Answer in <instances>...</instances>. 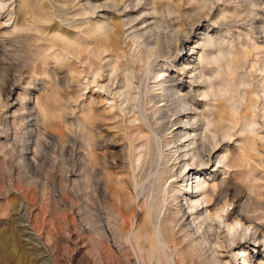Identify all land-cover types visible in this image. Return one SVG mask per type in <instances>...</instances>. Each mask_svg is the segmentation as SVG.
<instances>
[{
  "label": "rangeland",
  "instance_id": "rangeland-1",
  "mask_svg": "<svg viewBox=\"0 0 264 264\" xmlns=\"http://www.w3.org/2000/svg\"><path fill=\"white\" fill-rule=\"evenodd\" d=\"M18 1L13 0L10 8L14 12L13 20H18V26L14 29L13 24L8 22L10 17L6 14L2 22H7L5 25L9 32L5 30L6 28H0V41L7 40L9 46L6 49L13 53L10 56L12 61L3 60L0 51V60H3L0 61L2 66H0L2 68L0 69V264H135L136 258L133 254L127 249L118 251L117 244L103 239L99 225H96L97 211L103 207L102 198L98 195V190L96 189L100 177L99 170L102 168L99 165L102 157H99V155L105 152L110 161L120 164L118 165L120 166L119 169L113 172L120 173L119 176L123 180L128 177V170L123 165L126 160V154L122 152V146L133 139L135 130L131 124L133 114H129L128 111L123 109H126L129 104H149L148 109L153 112L154 104H157V106L165 104V102H160L159 104L155 99L152 101V98L160 93L162 94L160 83L166 78H170L173 81L165 86L168 87L175 84L178 97H187L185 100H189L187 102L192 105L196 113L201 114L205 111V117H211L216 120H218L217 116L219 117L221 109L224 110V113L221 112L220 115L223 114V117H230L233 108L241 106V109L244 110L247 103H250V99H257L255 101L256 106L254 105L251 110L253 109L254 111L257 108V120L260 123L263 121L261 127H258L260 133H258V136L264 137V115H261L264 114V0H142L143 2L141 0H126V3L123 0H90L99 6L111 5L114 2L120 5V11L117 12H114L111 8H99L97 10L99 15L91 16L94 21H82V15H77L78 12L75 11L79 9V6L75 7V9H69L76 4L67 3L64 5L56 0L55 6L58 11L54 15L51 8L53 5L49 0H35V2L34 0ZM85 2L83 1L81 4ZM139 3L140 5H138ZM127 4L130 5L126 10L127 12L135 10L131 16L134 21L132 25L135 24L134 26L143 32L148 30V37L155 33L163 32L166 27L163 21L165 17L170 22L171 19L177 18V20L175 19L176 21L174 20L175 22L172 21L175 30L179 31L182 29L187 33L189 29L193 28L194 30L191 34L193 38L190 44L195 50L185 49L176 54V58L158 59L152 63L150 67L152 70L159 69L158 65L164 66V74L162 76L164 78L162 79L161 77L157 81L153 79L152 75L151 77L149 75L148 78L143 73H139L138 67L140 65H135L137 78L133 79L134 84H136L134 87H138L139 78L142 82L141 85H145H142L141 90H133L129 98L125 99L100 89V85H107V80H101L99 85L92 84L93 75L88 72L82 73V58H91L96 63L95 57L98 54L99 45L108 43L107 37H101L92 30L96 25L95 20L100 16L103 17L106 12L108 14L105 16L112 14L114 24L119 30L114 35V40L118 43L121 42L120 47L125 49V45H123L126 37L124 21H127V19L120 17L124 14L122 10H125L124 7ZM15 8L17 9L15 10ZM61 10L65 12H61ZM115 13L118 14L117 18ZM62 18H65V21H62ZM77 25L78 27H76ZM45 31L48 39L46 41H37L29 35H37ZM164 33L171 34L168 29L164 30ZM208 37L210 42H214V46L208 43ZM65 40H68L67 43ZM44 42L48 50L44 49L45 51L41 52L42 55L40 56L38 51H34L31 44H45ZM48 52L53 54V56ZM240 52L243 53L241 54ZM202 53H205V56L207 55V59L204 58L205 56L203 57ZM210 54L218 55L221 59L219 71L223 67L220 71L221 75L218 78L214 77L216 80L212 78L214 76L213 69L216 66L210 63L212 59ZM239 54L241 57L238 56ZM59 55L61 58L65 57V61L61 58L58 59ZM69 56L71 57L69 58ZM182 58L184 61L181 62ZM74 61L76 62L74 63ZM232 61H235V64L232 65ZM236 61L242 65L238 67L239 65H236ZM254 61H258L259 64L254 63ZM187 62H190L191 65L188 66L187 72L184 73L182 64L186 65L188 64ZM11 63L16 64V69L18 70L14 69L15 67L11 66ZM58 64L59 66H57ZM60 66L62 67L60 68ZM43 67L52 71L44 73L42 71ZM223 69L228 73L223 72L225 71ZM200 73L201 75L203 74L204 79L208 80L211 77L213 83H217L215 86L217 98H213V96L206 98L202 95L203 92L210 93V95L213 94L209 87L210 83H203V85L199 81L201 84L199 85L193 82V78ZM224 76H227V78ZM232 76L233 78H231ZM240 78H243L242 80H244L243 82L246 83V86L245 83L242 85L244 87L240 85V93H242L233 95L235 93L231 92L235 88L232 85L235 82L242 81ZM229 85L231 87H228ZM151 89L153 90L151 91ZM249 89L250 91H248ZM244 91L249 93L245 94ZM145 92L146 96H144ZM209 99H213V101ZM154 100L156 101L155 103ZM111 104L118 108L120 107L119 112L122 111L123 115L127 114L126 120L123 116L120 117L118 115L119 113L116 112V109L114 110L117 113L116 117L110 114ZM25 107H28V111H24ZM226 107L228 108L226 109ZM41 110H43V115L45 116L42 115ZM251 110L247 111L250 118L253 116ZM213 111L214 114L216 113L215 115ZM190 112L192 113V111L188 113ZM22 117L25 118L22 119ZM192 121H190L192 124H197V121ZM160 122L162 125L163 120ZM27 124L31 126L29 127ZM86 125L90 126V132H87ZM181 125L178 127H181ZM188 127L191 131L190 126ZM173 129H177V127ZM247 135L246 133L244 136ZM237 136L231 141H222L221 145L217 147V149L221 147V149L229 150L235 161H232L234 167L230 170L231 172L229 170L225 172L222 168L220 172L216 173L218 175H216V182L221 181L222 177H225L226 181H228L227 183L233 182L231 184L233 189L237 186L242 188L243 193L240 195L241 205H239L238 209L241 215H263L264 143L258 141L255 134H249V142L246 141V152L243 153L242 150L238 149L240 146L238 147ZM112 139L116 141L117 148L112 154H108L105 146ZM251 139H254V141ZM253 145L257 147L256 149L261 156L257 166V174H259L257 181L251 183V181H248L249 174L244 170L248 171V168H246L248 161L246 160H248L249 154L253 155L251 152L254 150ZM103 147L104 150H102ZM215 168L213 163L206 167V172L202 173V178L206 177L208 179L209 174ZM87 169L94 170L88 177H86L85 173ZM241 169H243V175H241ZM176 170L174 171L178 173V181L180 182L185 177V172L180 175L178 168ZM236 177H240V179ZM210 179L212 181V178H209V182H211ZM120 191L121 189L116 187L118 197L121 195ZM107 197L109 198L108 200L114 205H118V208H122L125 212L132 210V203H129L126 207L119 204L115 196L112 199L110 195ZM136 213H138V209ZM132 225V221L129 218L125 226V232L129 231L133 227ZM12 246L17 248L16 256H13ZM102 247H105V250ZM259 250L262 253L264 246L261 248L257 246L256 251ZM105 253L108 256L111 254L113 258L103 263L100 258H105ZM228 256L224 257L225 261L230 259V255ZM232 261L235 264L236 261ZM236 264L240 263L236 262Z\"/></svg>",
  "mask_w": 264,
  "mask_h": 264
},
{
  "label": "bare ground",
  "instance_id": "bare-ground-1",
  "mask_svg": "<svg viewBox=\"0 0 264 264\" xmlns=\"http://www.w3.org/2000/svg\"><path fill=\"white\" fill-rule=\"evenodd\" d=\"M12 1L13 0H0V28H6L5 23L7 22H2L4 15L6 14L7 16L10 17L8 22L13 24L14 29H16V26H18V20L16 19L13 20L14 12L13 10H10V8L12 7L11 5ZM49 1L53 5L51 8L53 10L52 13H54V15L58 11L55 6V2L58 1L60 2V4L63 3L64 5H66L67 3L76 4L74 5L73 8H69V9H75V7L79 6V9L75 10L76 12H78V14L76 12L75 14L82 15L83 18L82 21H86V20L94 21L91 16L98 14L97 10L99 8H107V9L111 8L114 10V12L120 11L119 8L120 5L117 2H114L111 5L99 6L90 0H57V1L49 0ZM83 1L86 2L84 4H81V2ZM123 2L126 3V0H123ZM129 4L131 5V3ZM129 4H127L124 7L125 10H122L124 14H122V17H120L123 19L124 18L127 19V21H124V27L126 28L124 30V33L126 37L124 36L125 41L123 42V45H125V49L120 47L121 42L118 43L114 40V35L117 34L119 30L114 24L112 14L109 16H105L108 14L106 12L104 13L103 17L100 16L95 20L96 25L93 27L92 30L101 37L104 36L107 37L108 43L101 44V46L99 45V51L98 54H96L97 56L95 57L97 61L96 63H94V61L91 58H87V59L82 58V64H83L82 73L88 72L91 75H93L92 84L99 85L101 80H107V85H100V89L104 90L105 92L111 95L114 94L119 97H124L125 99L129 98L133 90L135 89L141 90V87L143 85V84L141 85L142 82L141 79L139 78V81L137 83L138 87L137 88L134 87V85L136 84H134L133 79L137 78V73L135 72V67H136L135 65L137 64L140 65V67H138L140 71L139 73H143V75L144 76L146 75L147 77L149 75L151 77L152 75L153 79H156L155 81H157V79H160L164 74L163 71L164 66L158 65L159 69L152 70L150 69L152 63L156 62L158 59H166V58L171 59L173 57L176 58L175 55L179 54L180 51H183L185 49H188L190 51L195 50V48H193L190 44L191 39L193 38L191 37L192 31L194 30L193 28L191 30L189 29L187 33L182 29L179 31L177 29L175 30L172 21H174L175 19L177 20V18H175L174 20L171 19L170 22L164 15L165 18H163V21L165 22L166 25L164 30L168 29L169 33L171 34L170 35L165 34L163 30V32L161 33H155L151 35V37H148L149 36L147 35L148 30L146 32H143L142 30L138 29V27L134 26L135 24L132 25L134 21L131 18V16L134 14L132 12H134L135 10L127 12L126 10L130 7ZM159 4L158 6L160 7ZM138 5H140V3ZM16 9L17 8H15V10ZM63 11L64 10H61V12ZM117 15L118 14H116V18ZM62 21H65V18H62ZM186 25L188 24L186 23ZM76 27H78V25ZM5 30L9 32L8 28H6ZM28 31L30 32V30ZM46 31L40 32V34L37 35L36 34L35 35L29 34V35L31 38L37 41L38 40L46 41L48 40L46 38L47 37ZM150 38L151 40H149ZM208 39H209L208 43L214 46L215 45L214 42L213 41L210 42L209 37L207 38V40ZM7 46H9V42L7 40L0 41V51L2 54L1 56L3 60L12 61L10 59V56L13 53L12 51L6 49ZM31 47L34 49V51H38L40 56L42 55L41 52L48 50L46 43L45 44L32 43ZM48 53L46 54L48 55ZM204 54L203 57L205 56ZM51 55L53 56V54ZM210 55L212 56L210 63L216 66V68L213 69L214 76L212 78H214L215 76L218 78L219 75H221L220 71L223 68L222 67L221 70L219 71V68L221 67V63H220L221 59L218 57V55L217 56L215 54H214L215 56L212 54ZM206 56L204 58L207 59ZM238 56H240V54ZM70 57L71 56H69V58ZM45 58H43L44 61H46ZM59 58H61L60 55L58 59ZM61 59L64 60L65 57ZM182 61H184L183 58L181 59V62ZM75 62L76 61H74V63ZM255 62L256 61H254V63ZM187 63L188 64L186 65L182 64L184 68L182 67L183 69L182 68L181 69L184 71V73L187 72L188 66L191 65L190 62ZM231 63L233 65L235 64V61H232ZM256 63H258V61ZM12 65L15 67L14 69H16L17 65L11 63V66ZM236 65H239L238 67H240L242 64L236 61ZM57 66H59V64ZM61 67L62 66H60V68ZM11 69L13 70L12 67ZM42 71L44 73H48V71H52V70H49L48 68H44L42 69ZM235 71L237 72L238 70ZM223 72H226V74L228 73L226 70ZM224 77L227 78V76ZM163 78L164 77H162V79ZM212 78L210 77L208 80L204 79L203 74L201 75V73L198 74V76H196L195 78H193V82L198 83L199 85H201L199 81H201L202 84L203 83L211 84L209 87L213 91V94L210 95V93L207 92L202 93V95L206 98L208 97L211 98V96H213V98L218 97L215 92V88H216L215 86L217 83L216 84L213 83ZM231 78H233V76ZM231 78L230 80H232ZM166 79L162 80L161 83L159 82L162 87V94L159 92L160 93L159 95L152 98V101L153 99H155L157 100V103L160 104V102H165V104L159 106H157V104H154V110L152 109L153 112H150V110L148 109L149 104H136V105L129 104V106H126V109H123L128 111L129 114L130 113L133 114L131 118L132 119L131 124L135 130L133 133V139L129 140L128 144L122 146L123 148L122 152L126 154V160L124 161L125 164L123 163V165L124 167L126 166L128 170L127 173L128 177L125 180H123L119 176L120 173L113 172L116 169H119L120 166L118 165L120 164L114 161H110L108 155L106 156L105 152L102 151L103 153L99 155V157H102V160L100 161L101 163H99V165H101L102 168L101 169L99 168L100 177L96 189L98 190V195H100L102 198L103 207L100 206L101 209L97 211L98 215L96 218L97 219L96 225H99V230L102 234L103 239L107 240L110 243L113 242L117 244L118 251H122V250L124 251L125 249L129 250L136 258L135 264H233L232 260H235L240 264H264V251H262V253H260V250L256 251L257 246H259V248L264 246V220H263L264 214L263 215L259 214L258 216H253V214L252 216L241 215L238 212V209H239V205H241L240 195L243 193L242 188L237 186L234 187L235 189H233L231 185L233 182L227 183L228 181H226L225 177L224 178L222 177L221 181L216 182V175H217L216 173L220 172L222 168L225 172L226 170H229V172H231L230 170L234 167L232 161L233 162L235 161L233 160V157L230 154L229 150L221 149V147L217 149V147L221 145L222 141L224 140L231 141L233 140L234 137L236 138V135H238L237 136V142L239 143L238 147L240 146V148L238 149L242 150L243 153L246 152V147H247L246 141H248V139L250 138L248 136L249 134H255V136L258 138V141L264 143V137L258 136L260 134L258 127H261L263 121L262 123H260L257 120V113H256L257 108L254 111L253 109L251 110V108H253V106L255 105V101H257V99L256 100L250 99V103L249 102L247 103V106L244 108V110L241 109L240 105H239L240 107L233 108L230 117H223V114H221L222 115L221 116L220 113L221 112L224 113V110L221 109L222 111L219 113V117L217 116L218 120H216L211 117L210 118L205 117L206 115L205 111L204 113L201 111L202 112L201 114L196 113L195 112L196 110L192 108V105L189 104V102H187L189 100L187 101L185 100L187 97L186 98L178 97L177 94L178 91L176 90L177 88L174 86L175 84L172 85L169 84L170 86L168 87L165 86L167 83L173 81L170 78L167 80ZM235 79L236 78H234V80ZM142 80L145 81L143 77ZM243 81L244 80L240 82H235L232 85V87L235 88V89L232 88L233 92L231 93H235L233 95H237V93H240L241 88L239 86L244 85L245 82ZM226 84L228 83L226 82ZM228 87L231 86L229 85ZM152 90L153 89H151V91ZM248 91H250V89ZM256 91L259 92L258 90ZM146 92L144 96H146ZM244 92L245 94L249 93L247 91ZM24 95L26 94L24 93ZM155 100L154 103L156 102ZM211 100L213 101V99ZM224 102H225V98H224ZM27 108L28 107H25L24 111H26ZM119 108L117 106L112 105L109 111L110 114H113V117H116L117 116L116 112H118L119 113L118 115H120V117L123 116V118L126 120L127 114L123 115L122 111L119 112ZM227 108L228 107H226V109ZM115 109L116 112H114ZM248 110L252 111L254 118H252L253 117L252 115H251L252 117L250 118V115H248L247 112ZM41 111L43 115L44 112L43 110ZM189 111H192V113L191 112L188 113ZM25 117H22V119ZM184 118H186L187 120L186 119L183 120ZM191 119L197 121V124L196 125L192 124L193 121ZM162 120H163V124L161 125L160 121ZM179 125H181V127H178ZM188 126H190L191 131L188 129L189 128ZM176 127L177 129H173ZM86 130L87 132L91 131L89 125L88 126L86 125ZM246 133L248 135L244 136ZM252 141H254V139ZM116 146H117L116 141L112 139L110 140L108 145L105 146V150L107 151L108 154H112V152L115 151V149L117 148ZM256 148L257 147L254 146V150L251 151L253 155L249 154L247 157L248 160L246 161L248 162L246 168H248L247 169L248 171L244 170L249 174L248 175L249 178L248 177L246 178H248V181H251V183L256 182L257 181L256 179L259 175L257 174L258 173L257 166L261 155H259L258 153L259 151ZM102 150H104V147ZM212 163L215 164L216 168L211 174H209V178H212V181L210 179L211 182H209V178L208 179H206V177L202 178V173H205L206 172L205 168L208 167L210 164L212 165ZM176 168H178V170L180 171V175L185 172V177H183V179L180 177L182 179V181L180 182L178 181L179 178L178 173L174 171L176 170ZM243 169H241V173ZM92 171L94 170L87 169L85 172L86 177H88ZM96 171L98 172V170ZM241 175H243V173ZM244 175L246 174L244 173ZM237 179H240V177ZM116 187L121 189L120 191L121 195H119V197L116 194ZM108 195H110L111 199L113 196H115V199L118 201V203L123 206L127 207L129 203H132L133 204L132 210L130 212H125L122 208H118V205H114L110 200H108L109 199L107 197ZM137 209H138V213H136ZM129 218L132 221L133 227H131L129 231L125 232V228H126L125 226L127 225ZM112 238H114V240H112ZM102 248L105 250V247ZM16 251H17L16 246H12V252H14L13 256H16L17 253ZM228 255H230V259L228 261H225L224 257ZM112 258L113 256L111 254L110 256H108V254L105 253V258L101 257L100 260L101 262L104 263L108 260H111Z\"/></svg>",
  "mask_w": 264,
  "mask_h": 264
}]
</instances>
